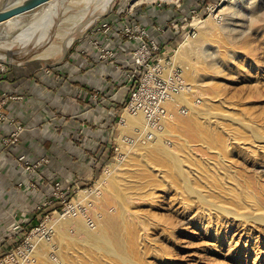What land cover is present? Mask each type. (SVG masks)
Masks as SVG:
<instances>
[{"label": "rangeland", "instance_id": "obj_1", "mask_svg": "<svg viewBox=\"0 0 264 264\" xmlns=\"http://www.w3.org/2000/svg\"><path fill=\"white\" fill-rule=\"evenodd\" d=\"M99 1L66 0L53 17L50 39L46 42L32 39L23 43L16 33L48 4L1 24L0 53L5 58L0 64L25 63L38 56L49 57V62L58 61L83 47L94 25L110 13L129 19L133 14L139 15V22L152 26L177 22L176 30L170 28L168 32L179 37L178 43L168 41L166 34L159 37L161 47L151 55L144 75L138 78V87L151 68L161 64V84H165L171 70H176L185 81L187 102L201 112L213 113L193 114L186 101L177 111L178 119L192 116L198 127L190 131L182 128L181 123L171 125L170 134L162 138L186 170L184 180L177 174L174 180L171 170H165L173 164L163 156L157 159L160 167H152L154 162L138 157L135 150L119 161L118 121L125 111L119 106L112 134V157L109 155L90 184L80 187L72 183L70 189L75 192L66 203L56 202L48 212L49 217L66 213L81 190L96 188L108 164L119 163L115 177L121 200L112 198L111 202L103 203L98 195L95 204L114 213L121 202L128 205L129 217L136 215L141 220L145 238L138 244L137 253H130L132 259L140 264H264V225L252 217L241 221L234 216L223 217L211 206L203 205L185 185L188 182L217 202L222 190L228 197H237L229 198L227 205L237 207L240 213L264 214V147L256 146L264 145V139L256 137H264V0H114L108 10H94ZM163 8L171 9L168 13L172 17L167 21L164 20L167 11L161 12ZM145 11L149 12L147 18ZM157 19L164 22L158 24ZM153 81L155 86V78ZM206 130H212L214 137H206ZM157 167L166 173L163 178L156 175ZM107 188L113 191V186ZM46 220L42 217L32 229L41 228ZM32 229L26 231L15 249L0 257V264H6L10 258H14V263L19 261L24 255L21 248L27 245ZM51 235L53 232H46L44 236L48 239ZM69 237L62 242L58 238L62 247L60 256H56L58 261L75 255L73 245L80 251L90 246L88 236L77 227ZM102 254L109 261L106 264H126L121 258ZM72 264L93 263L78 259Z\"/></svg>", "mask_w": 264, "mask_h": 264}, {"label": "crops", "instance_id": "obj_2", "mask_svg": "<svg viewBox=\"0 0 264 264\" xmlns=\"http://www.w3.org/2000/svg\"><path fill=\"white\" fill-rule=\"evenodd\" d=\"M170 10L161 11H167L166 21ZM115 44L128 59V45ZM82 46L58 61L38 56L0 64V97L21 96L4 104L13 122L0 123V257L54 208L45 202L55 181L88 185L111 154L118 109L129 96L128 66L97 59L87 39ZM15 123L23 126L19 141L4 146L1 140ZM22 155L30 162L41 157L48 162L28 171L17 163Z\"/></svg>", "mask_w": 264, "mask_h": 264}, {"label": "bare ground", "instance_id": "obj_3", "mask_svg": "<svg viewBox=\"0 0 264 264\" xmlns=\"http://www.w3.org/2000/svg\"><path fill=\"white\" fill-rule=\"evenodd\" d=\"M52 1L48 3L44 10H42V12L39 13L36 18L31 20L28 24L26 23L20 27L19 31L16 33V37L23 41V43H29L32 39L33 41L38 43L46 42L50 39L49 32L50 27L53 23V17L56 14L57 10L60 9L62 5H64L66 0H60L59 2ZM132 1L137 2L154 0ZM113 2L114 0H100L99 2H97L99 3V5L95 6L94 10L100 8V10L106 11L111 8ZM85 14L86 13H84L82 16L84 17ZM0 58L1 60H3L5 58V55L0 53ZM172 59L175 60L176 56L174 55ZM158 67L159 66H157L155 70H158L160 68ZM154 71L152 72L151 77H148V82L151 85L150 87L154 86ZM173 71L174 70H171V74H169V76L173 75ZM166 80L169 87H172L171 79L166 78ZM173 82L175 85L176 80H173ZM169 87H166V92H168L169 97L165 95V88L162 89L158 87L156 89L157 93L153 94L158 98L156 100H158L159 102L154 107L153 112L155 113V115L157 113L155 118H152L154 115L153 112L149 113L148 110H145V106H142L143 103H147L146 100L144 102L142 101L141 104V98L136 99V101L133 102L132 110H126L122 115L117 138L120 145V162L123 161L131 153V151L135 150L134 153L138 157L147 161L154 162L152 163V167H155L156 165L160 167L162 165L159 164L157 159L163 156L168 161L172 162L173 165H171V168L165 167V170H171L172 174L174 175L173 178L175 180L176 174L183 176L186 170L182 167L181 161L175 158V152L170 150L163 143L162 138L165 134H170L169 127L171 125H177L178 123H181L182 128H184L185 130L194 128L196 129L198 125L195 124L196 121H194V118L191 115V117H188V119L185 120L178 119L179 116H177V111H180L184 104V101L187 102V99H189L187 96L188 94H186L185 91L181 90L178 93H172ZM145 92L146 94H148L147 91ZM171 97L174 98V101ZM187 104L189 103L187 102ZM159 107L163 108V112L158 109ZM189 108L191 109V113L196 115L203 114L210 116V114L212 115L213 113L209 110H204L201 112L200 110L194 109L191 104H189ZM206 137L213 138V131L206 130ZM256 137L257 139H264L263 136L258 135ZM256 146L258 148L264 147V145H261L260 143H258V145ZM118 165L120 164H108L105 167L104 174L102 175L100 180L96 182L95 189L81 190L79 192L78 199H74L68 205L66 213L49 217L43 223V226L41 228L32 232L29 240L27 241V245L21 248L20 252H22L24 255L19 258V261L17 263L13 262L14 258H10L8 261H6V264H66L67 259V264H72L73 261H76L78 259L86 261L87 263L91 262L93 264L109 263V261L103 256L102 252L107 255L121 258V260L126 264H140L137 260H134L130 257V253H132L133 255L136 254L138 244L145 238L144 233L141 231L143 230V227L141 226L142 224L140 223L141 220L136 215H133V217H129L127 213V211L130 210L128 205H125L121 202L118 212L114 213H109L107 210L102 209L100 206H98L97 203L95 204V197L98 195L101 196V200L103 201V203L111 202L112 198H117L119 201L121 200V193L117 190V179L115 177V167ZM158 167L155 169H159ZM158 172L159 173L156 175H160L162 178L166 175V173H162V169H159ZM187 176L189 177V175ZM182 179L184 180V176L182 177ZM185 185L186 188H188V191L190 193H194L195 197L198 198V200L201 201L203 205L211 206L214 211H216L223 217L234 216V218H237L240 221L241 219L247 220L248 218L252 217L257 223L260 222L264 225V214L250 216L244 213H240L237 207L227 205V200L229 198H237L235 195L228 197L225 192L223 193L222 190H219V195L217 196L219 202H217L207 197L206 193H202L200 190L191 187L192 185H189L188 182ZM107 186H113V191H110ZM260 211H262V209ZM71 227H73L74 229H76L77 227L79 231H81V233L87 235L90 246L85 248V250L80 251L73 245L75 255H72L70 258L69 256H67V259L58 261L56 256L59 255L58 253L62 248L59 240L62 242L63 239H71V237H69V233L74 230ZM204 229L208 231V228ZM46 232H53V235H51L47 239L44 236ZM28 248L31 250H27ZM75 257H77L76 260Z\"/></svg>", "mask_w": 264, "mask_h": 264}, {"label": "built area", "instance_id": "obj_4", "mask_svg": "<svg viewBox=\"0 0 264 264\" xmlns=\"http://www.w3.org/2000/svg\"><path fill=\"white\" fill-rule=\"evenodd\" d=\"M116 15V14H115ZM117 16V17H116ZM113 16L111 13L108 14L105 18H102L96 25H94L93 29L90 31V37L87 39V43L89 47L95 51L97 59L99 60H108L112 61L115 67H119L121 64H126L128 66L126 73L124 74V79L126 78V84H130L129 87V96L127 102L124 105V109L132 110L133 102L136 99L141 98L144 102L146 100V104L143 103L142 106H145V110H148L149 113L154 111V107L158 102V99L155 95L157 91L156 89L165 88V95L168 96V92H166V87L168 85L166 78H170L172 81V87H169L172 93H178L180 90L185 91L186 85L184 83L183 78L177 74L176 70L173 71L172 76H167L165 78V84H161L160 79L161 72L160 69L155 70L157 66L151 68L149 73H147L141 85L138 87V78L144 75V71L146 70V65L151 59V55L159 50L161 47V41L159 40L160 36L165 35L168 30L177 28V22H171L170 26L168 25H150L147 23L139 22L136 19H132L129 17L127 18H120L118 15ZM153 27L154 31H153ZM176 30V29H174ZM153 31V32H152ZM174 33V32H173ZM119 43V45L125 44L128 45V59H124L122 55L118 54V46L115 42ZM125 51V50H124ZM146 62V63H145ZM149 66V65H147ZM159 66V64H158ZM155 70V71H154ZM154 71L155 75V90L154 87H150L151 85L148 82V77H151L152 72ZM157 72H159L157 74ZM159 77V78H158ZM137 80V81H136ZM173 80H176V84L174 85ZM148 94H146V92ZM149 96V97H148ZM21 96H2L0 97V123L7 121L13 122L9 120L7 117L6 112L4 111V104L7 102L9 98H20ZM148 97V98H147ZM169 97V96H168ZM146 98V99H145ZM152 98V99H150ZM162 100V99H161ZM183 108V107H182ZM159 110H163V108L159 107ZM163 112V111H162ZM154 113V112H153ZM159 113V111H158ZM157 115V113H156ZM155 113L152 118L156 117ZM121 118L118 123H121ZM23 130V126L19 123L14 124V128L12 131L7 135L4 136L1 140L4 146H8L11 144H15L19 141L20 134ZM116 150V149H115ZM17 163L22 165L26 170L31 171L36 169L38 166L42 164H46L48 162L47 157H41L36 162L28 161L25 156H19L17 159ZM71 186H65L61 181L57 180L52 185V192L51 198L45 202V205H52L56 202L62 205L66 203L68 198L71 196L75 190L70 189ZM40 208V206H39ZM43 218H49L48 213L44 214ZM18 227V225H17ZM34 230H31V234Z\"/></svg>", "mask_w": 264, "mask_h": 264}, {"label": "water", "instance_id": "obj_5", "mask_svg": "<svg viewBox=\"0 0 264 264\" xmlns=\"http://www.w3.org/2000/svg\"><path fill=\"white\" fill-rule=\"evenodd\" d=\"M51 1L52 0H0V25L10 23L18 17L32 13ZM103 16L105 15H102V17Z\"/></svg>", "mask_w": 264, "mask_h": 264}, {"label": "trees", "instance_id": "obj_6", "mask_svg": "<svg viewBox=\"0 0 264 264\" xmlns=\"http://www.w3.org/2000/svg\"><path fill=\"white\" fill-rule=\"evenodd\" d=\"M137 10V9H136ZM163 10H166V9H164L163 8ZM139 10H137V12H138ZM139 13V12H138ZM141 14V13H140ZM147 16V15H146ZM141 17V16H140ZM144 17V16H143ZM148 17V16H147ZM147 17H145V18H147ZM172 16H170L169 17V19L171 18ZM138 18H139V15H135V14H133L132 15V19H136V20H138ZM146 20V19H145ZM167 40L168 41H170V40H172V41H175V44L176 43H178V41H179V37H176L175 35H173V33H170V34H168L167 35ZM127 102V100L125 101V103ZM125 103L123 104V105H121L122 107H124V105H125ZM112 155H113V151H111V154H110V156L112 157ZM37 225H35L34 227H36Z\"/></svg>", "mask_w": 264, "mask_h": 264}]
</instances>
